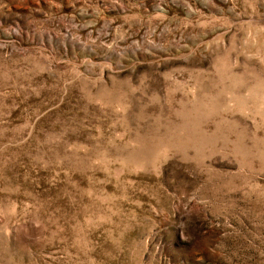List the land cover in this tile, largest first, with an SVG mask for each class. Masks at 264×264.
I'll return each mask as SVG.
<instances>
[{
    "label": "rangeland",
    "instance_id": "rangeland-1",
    "mask_svg": "<svg viewBox=\"0 0 264 264\" xmlns=\"http://www.w3.org/2000/svg\"><path fill=\"white\" fill-rule=\"evenodd\" d=\"M0 264H264V0H0Z\"/></svg>",
    "mask_w": 264,
    "mask_h": 264
}]
</instances>
